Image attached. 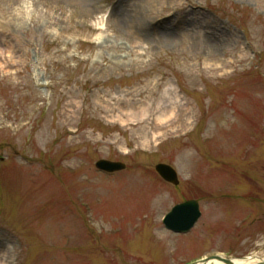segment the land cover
I'll list each match as a JSON object with an SVG mask.
<instances>
[{
	"label": "rangeland",
	"instance_id": "obj_1",
	"mask_svg": "<svg viewBox=\"0 0 264 264\" xmlns=\"http://www.w3.org/2000/svg\"><path fill=\"white\" fill-rule=\"evenodd\" d=\"M162 100L179 119L155 126ZM100 159L127 169L103 173ZM190 198L197 225L166 229ZM0 253L7 264L264 258V0H0Z\"/></svg>",
	"mask_w": 264,
	"mask_h": 264
},
{
	"label": "water",
	"instance_id": "obj_2",
	"mask_svg": "<svg viewBox=\"0 0 264 264\" xmlns=\"http://www.w3.org/2000/svg\"><path fill=\"white\" fill-rule=\"evenodd\" d=\"M100 169L107 171L122 170L125 165L120 162H112L108 160H101L97 163ZM157 169L168 180L178 184L176 172L167 165H159ZM198 204L195 201H190L181 205H178L165 219V223L168 227L177 231H186L190 229L199 216ZM216 259L223 260L225 263L230 264V260L222 257H216ZM264 264V259H260Z\"/></svg>",
	"mask_w": 264,
	"mask_h": 264
},
{
	"label": "bare ground",
	"instance_id": "obj_3",
	"mask_svg": "<svg viewBox=\"0 0 264 264\" xmlns=\"http://www.w3.org/2000/svg\"><path fill=\"white\" fill-rule=\"evenodd\" d=\"M81 1L84 3L85 0H81ZM172 86H173L172 84H169V87L166 90L165 96H167L168 99L171 101H176L179 99V97H178V95L172 96L173 95L172 92H175V90ZM150 109H151V105H149V104L141 107L139 110H136V108L134 110L131 109L132 111H131V115L129 118L134 119L133 123H136L137 121H145L147 119V116L149 114H151ZM153 111L154 112H152V114L155 116V119H154L155 126L162 125L165 121H169V122H171V124H173L176 121V119L178 118V114L176 113L175 106L170 107L169 105H166L165 100H162L159 103V105L154 108ZM120 119L122 120V122H124V123L126 122V121H123V119L121 117H120ZM160 128H162V126ZM159 135H160V133L158 131L153 130L152 136L151 137L145 136L144 139L146 141L150 142V140L155 139ZM256 261H257L256 259L240 260V259L234 258V260L231 261L230 264H251L252 262H256ZM0 264H7L5 253L0 254ZM209 264H225V263L216 260V261H210Z\"/></svg>",
	"mask_w": 264,
	"mask_h": 264
}]
</instances>
